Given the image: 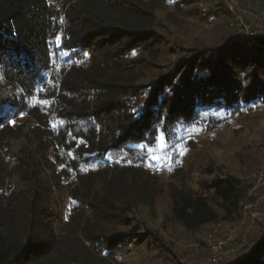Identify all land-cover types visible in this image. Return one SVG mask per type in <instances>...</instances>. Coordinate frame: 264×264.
Listing matches in <instances>:
<instances>
[{
    "label": "trees",
    "instance_id": "obj_1",
    "mask_svg": "<svg viewBox=\"0 0 264 264\" xmlns=\"http://www.w3.org/2000/svg\"><path fill=\"white\" fill-rule=\"evenodd\" d=\"M223 1L206 0L209 35L183 41L199 0H0V78L13 93L0 100V264H121L144 250L148 264H179L146 223L159 204L161 230L193 235L235 222L263 192L240 175L264 162V135L234 156L241 170L198 150L196 187L174 156L177 183L147 165L161 144L191 157L198 143L182 129L235 141L263 115L264 21L248 46ZM239 1L264 12V0ZM258 225L238 260L218 264H264Z\"/></svg>",
    "mask_w": 264,
    "mask_h": 264
},
{
    "label": "rangeland",
    "instance_id": "obj_2",
    "mask_svg": "<svg viewBox=\"0 0 264 264\" xmlns=\"http://www.w3.org/2000/svg\"><path fill=\"white\" fill-rule=\"evenodd\" d=\"M224 2V1H223ZM233 5H235L236 9H248L253 8L259 11H262L257 8V6L253 5H243L239 0H231ZM209 5L207 4L206 0H199L196 4V12L193 16H189L188 21L191 22V26L189 27L187 34L179 37L183 41H190L193 37H202L208 36L210 27L200 22V18L206 13L207 8ZM168 11H171L170 6H168ZM232 21L230 22L231 26ZM64 55V54H63ZM12 91L8 89L6 85L1 81L0 78V100L4 97H11ZM262 117L259 120V123L256 127H253L251 130H245L241 135L240 138L237 140L231 141V136H228L227 132H218V133H209L200 128H188L182 129L179 132V138L184 139L186 142L189 138H193L197 141L196 148L194 152H192L191 157H188L187 149L182 146V144H178L176 149H172L169 154H163L165 152V145L161 144L159 148L155 150L150 149L148 151L149 154V161H148V168L149 170L158 171L161 174V180L163 183L168 182H175L177 183L180 181L181 173L176 178H171L167 175V168L170 165L171 157H175V161H177L180 165L184 162V166L182 171L184 172V179L186 180L189 178L191 180L192 187L197 186V182L200 177V170L203 166H200L195 162L196 160V152L200 149H204L207 152L206 159L204 162H209L213 164L212 166H222L229 169H240V164H237V161L234 159V156L237 154H242V144L243 143H252L256 141H260L262 136L264 135V131L261 128V122L264 121V106L262 108ZM242 143L239 144V142ZM185 142H183L185 144ZM184 155V157L182 156ZM239 155V157H240ZM191 167V168H190ZM241 170V169H240ZM244 170V168H243ZM264 170V162L261 159L260 165L257 168L248 170L245 169V175H240L241 179L251 182L252 188L249 191L250 195H257V192L263 189L260 195H257L251 205L245 206L239 218L233 223H220L215 225L214 227L201 231L200 233L190 234L185 233L184 231L180 230L176 227H169L167 230H161V224L163 223L165 210L159 204L157 207V212L155 218L146 221L147 224L151 225L153 228L160 230V234L165 238L171 249L173 250L174 254L178 256V263L179 264H199L202 263L205 259V256L209 253V246L210 241L214 240L219 236V233H223L224 231L228 230H235L236 231V239L238 244L241 245L239 248L232 255L231 260H235L240 257L241 249H244L245 246V238L248 234L256 231L258 229V224H262L263 227L261 228L262 234L264 236V198H258L260 196H264V185L257 183V175ZM243 172V171H242ZM189 180V181H190ZM253 188H256L254 191ZM257 203V204H256ZM238 250V251H237ZM249 248L246 247L243 250V253L249 252ZM229 256V255H228ZM151 258H156L155 253L145 252L142 251L139 255L129 257L128 261L123 260L121 264H142L144 261L148 262ZM229 259V258H227ZM157 264V262H154ZM246 263V262H245ZM243 263V264H245ZM225 264V263H222Z\"/></svg>",
    "mask_w": 264,
    "mask_h": 264
},
{
    "label": "built area",
    "instance_id": "obj_3",
    "mask_svg": "<svg viewBox=\"0 0 264 264\" xmlns=\"http://www.w3.org/2000/svg\"><path fill=\"white\" fill-rule=\"evenodd\" d=\"M224 6L232 14L231 27L236 34L240 36L241 40L247 41L248 46L254 45L255 36L262 33L264 12L253 8L236 9L231 0H224ZM261 128L264 131V121L261 122ZM257 178V183L264 185V170L257 175ZM253 190L255 191L256 188ZM258 198L262 200L264 196ZM240 246L236 239L235 230L219 233V237L210 241L209 253L205 256L204 261L199 264H218L224 257L233 254Z\"/></svg>",
    "mask_w": 264,
    "mask_h": 264
},
{
    "label": "snow or ice",
    "instance_id": "obj_4",
    "mask_svg": "<svg viewBox=\"0 0 264 264\" xmlns=\"http://www.w3.org/2000/svg\"><path fill=\"white\" fill-rule=\"evenodd\" d=\"M57 39L59 40L60 38H59V37H57Z\"/></svg>",
    "mask_w": 264,
    "mask_h": 264
}]
</instances>
